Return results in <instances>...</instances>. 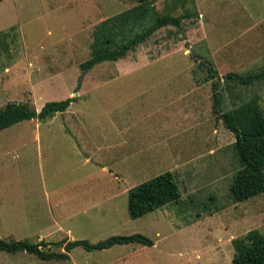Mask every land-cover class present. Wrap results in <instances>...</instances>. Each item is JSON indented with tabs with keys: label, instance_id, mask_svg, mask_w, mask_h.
Instances as JSON below:
<instances>
[{
	"label": "rangeland",
	"instance_id": "obj_1",
	"mask_svg": "<svg viewBox=\"0 0 264 264\" xmlns=\"http://www.w3.org/2000/svg\"><path fill=\"white\" fill-rule=\"evenodd\" d=\"M186 1L184 8L199 10L198 16L183 19L178 28L162 27L122 58L84 71L79 65L91 55L95 26L132 9L137 1L0 2V109L7 102H23L39 110L46 102L77 98L67 113H56L53 119L24 120L0 130V239L27 240L45 252L64 251V244L73 240L95 243L133 233L155 243L115 244L99 251L77 246L66 261L0 250V264H231L233 239H242L252 230L264 236V195L235 203L228 197L232 176L240 166L232 149L234 135L221 118L228 110L250 105L264 119V78L250 82L235 78L264 70V21L242 36L224 37L221 2L214 12L221 22H213L206 19L204 0ZM181 4L182 0L153 3L159 15L182 14ZM152 18L150 12L143 25ZM240 24L249 20L244 18ZM137 30L136 26L133 31ZM225 32L234 33L233 29ZM208 66L216 76H209ZM213 92L220 94L217 112ZM79 112L83 116H68ZM146 123L151 130L187 126L189 131L173 142L182 163L172 171L168 156L164 163L134 173L128 181L135 186L171 171L180 197L131 219L127 192L115 191L123 184L118 185L108 169L96 166L97 160L107 162L108 152L103 150L96 160L82 164L83 151L78 154L72 146L77 143L74 136L83 134L77 141L90 150L94 138L100 142L105 136L115 137L116 127L111 126L116 124L125 128L124 136H130L136 147L145 142ZM47 125L70 126L74 135L69 138L57 128L49 132ZM149 136L152 139L154 133ZM122 169L125 173L126 167ZM96 188L114 195L110 204H90L97 198L92 194ZM71 192L78 196L70 197ZM64 197L68 203L62 209L59 201ZM76 212L80 213L75 217Z\"/></svg>",
	"mask_w": 264,
	"mask_h": 264
},
{
	"label": "trees",
	"instance_id": "obj_2",
	"mask_svg": "<svg viewBox=\"0 0 264 264\" xmlns=\"http://www.w3.org/2000/svg\"><path fill=\"white\" fill-rule=\"evenodd\" d=\"M138 5L132 9L102 20L92 32L91 55L80 63L81 70H87L103 61H116L132 51L137 45L145 42L156 30L172 25L180 27L185 18L198 16L197 11L184 8L186 0H182L183 13L179 15H159L154 8V0H135ZM152 12V22L144 26L143 20ZM140 28L133 31L135 27ZM203 61L200 64L203 65ZM210 63V62H209ZM211 65V64H210ZM210 77L217 75L212 66H208ZM241 82H250L264 78V70L237 76ZM217 82L212 84L215 89ZM212 89V90H213ZM213 110L219 111L220 94L213 92ZM76 97L46 102L36 110L23 102H7L0 109V130L20 121L36 119L45 121L56 113H62ZM243 111V112H242ZM222 123L233 135L232 149L239 169L233 174L229 187V198L232 202L244 201L253 196L264 195V119L255 107L245 105L243 109H231L222 113ZM180 197L178 185L171 171L162 172L151 179L139 183L128 190L127 213L129 218L137 219L143 215L177 201ZM247 240V244L243 245ZM140 243L152 245L147 236L140 233L130 235H112L104 240L91 243L88 240H73L64 244V251H43L37 243L27 240L0 239V250L7 253L27 252L42 260H69L68 252L81 246L87 251H99L115 244ZM234 253L231 264H264V236L257 231L248 232L242 239H233Z\"/></svg>",
	"mask_w": 264,
	"mask_h": 264
},
{
	"label": "crops",
	"instance_id": "obj_3",
	"mask_svg": "<svg viewBox=\"0 0 264 264\" xmlns=\"http://www.w3.org/2000/svg\"><path fill=\"white\" fill-rule=\"evenodd\" d=\"M1 1L2 0H0V2ZM196 1L198 0H190V3L192 2L196 3ZM204 1L206 5V16H207L206 19L213 21V22H221L220 19L216 20V16L214 14L215 4L218 2H221L223 6H225L223 8L222 24L220 25V27L222 26L221 31L225 35L224 37L242 36L248 33V31H251L252 29H254L256 26H258L259 24H261V22L264 21V0H224V1L204 0ZM251 6H254V9H251ZM195 10L197 11V13H200L199 10L197 9ZM244 18L249 20V24H243V25L240 24L241 21L244 20ZM230 20H233L234 22L232 23ZM231 29H233L234 33L229 34L225 32L226 30H231ZM113 80L115 81L117 80V78H114ZM134 81L140 82L144 80H134ZM163 81L167 82L170 80H163ZM180 93H181V90H179L176 93V99L178 101H179L178 96L180 95ZM65 111L63 113H67ZM81 113L82 112H79L78 114H75V113L69 114L68 116L78 118V117L83 116V114ZM49 119H53V116ZM180 125L182 126L181 128H179L180 127L179 125H176V126L166 125V127L164 126L155 127L151 130L150 124L147 125L146 123L145 124V132H146L145 142L141 141L135 147L132 143V138L130 136H124L125 128L119 127L116 124H114L111 127L112 128L116 127V129H114L115 137L110 139L107 136H105L104 138L101 139L100 142L94 138L93 141L95 142L91 145V148L89 150L88 147L85 146V142L79 143V141H77V138L79 139L84 138L83 134H80V135L76 134L74 138L77 143L73 144L72 149L73 150L75 149L76 153L78 154L80 150L83 151L82 164H85L88 160L89 162L96 160L94 159V157L98 156V153H102L103 150L108 152L107 162H104V161L100 162L97 160V162L95 161L96 166L99 165L101 166V169H108L112 178L118 182V185L120 184V182L123 184V185L120 184L115 190L116 194L121 193L123 195L126 192L128 193V190L133 187L132 183H129L128 179L131 176H133L134 173H137V174L146 173L149 171L151 165L153 164L156 165L159 162L164 163L167 160L168 156H169V159H171V161L173 162V165L171 167L172 171H173V168H177V166L178 168H180V164L182 163V161L180 162L178 161V157H177L178 151H176L177 149L176 142L175 143L173 142L178 135L189 131L187 126H185L184 124H180ZM56 128L58 130L61 129V131L64 134H67L69 138H72V136L74 135L70 126H67V127H62V126L55 127V126H49V125L46 126V129L49 132L54 131ZM38 129H41V128L39 127ZM38 129L34 130V132L38 133L39 132ZM150 132L154 133V136L152 139L149 136ZM106 147L110 150H107ZM100 155L102 156V154ZM169 164L170 163H168L166 167H168ZM107 166H112L115 168V170L111 169L110 167L107 168ZM122 166L126 167L125 173H123ZM116 168L120 170L122 173L120 171H117ZM117 172L118 173L120 172V176L118 177L116 175ZM125 181H128V183ZM96 190L97 191H93L92 194L94 198L96 197L97 198L94 199L92 202H90V204H92L93 207L100 203H103V205L105 204L108 205L111 203L110 200L114 196L111 192H108V194H106L102 191H99L98 188H96ZM69 196L72 198H76L78 195L76 193L71 192L69 193ZM67 203H68L67 198H65V200L62 199L59 201V204L61 205L62 209H64V206ZM89 206H87V209H89ZM73 213H74V210H73ZM78 213L80 212H76L74 214L75 217L77 216ZM101 219L103 220V218ZM104 220H107V219L104 218ZM157 234H160V233L158 232ZM154 244L155 243H153L152 245ZM152 245H149V246H152Z\"/></svg>",
	"mask_w": 264,
	"mask_h": 264
},
{
	"label": "water",
	"instance_id": "obj_4",
	"mask_svg": "<svg viewBox=\"0 0 264 264\" xmlns=\"http://www.w3.org/2000/svg\"><path fill=\"white\" fill-rule=\"evenodd\" d=\"M190 52H192V51H190ZM79 87H80V81H79L78 88H79ZM78 88H76V89L74 90V92H73L74 95L77 93V89H78Z\"/></svg>",
	"mask_w": 264,
	"mask_h": 264
}]
</instances>
